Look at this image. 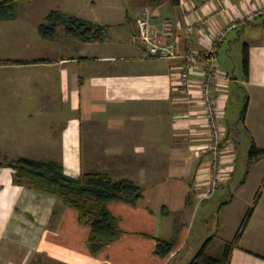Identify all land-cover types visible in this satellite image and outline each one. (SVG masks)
<instances>
[{"label": "crops", "instance_id": "crops-1", "mask_svg": "<svg viewBox=\"0 0 264 264\" xmlns=\"http://www.w3.org/2000/svg\"><path fill=\"white\" fill-rule=\"evenodd\" d=\"M123 1L135 14L128 26L113 29L116 14L109 21L93 19L110 27L98 40L81 42L61 30L53 55L0 63L20 73L23 88L8 98L0 93V152L8 159L60 162L71 178L100 172L115 181L130 179L143 198L135 207L108 203L122 234L92 255L90 228L78 222L74 209L52 194L14 185L13 170L0 166V264H171L197 208L217 216L211 244L219 242L218 248L241 231L230 264H264V157L251 162L247 156L244 165L238 151L243 131L250 147L264 150V0ZM138 18L158 30L160 43L175 41L179 56L148 58L135 40ZM219 33L225 36L217 47L218 70L227 81L221 78L214 91L220 134L215 155L205 147L216 129L196 90L203 66L190 75L188 93L174 77L185 53L207 49ZM28 74L34 91L28 90ZM234 86L244 104L233 122L227 110ZM217 160L220 180L210 195ZM218 192L228 199L217 208L209 202L202 207ZM175 231L172 252L156 256V239L169 241Z\"/></svg>", "mask_w": 264, "mask_h": 264}, {"label": "trees", "instance_id": "trees-1", "mask_svg": "<svg viewBox=\"0 0 264 264\" xmlns=\"http://www.w3.org/2000/svg\"><path fill=\"white\" fill-rule=\"evenodd\" d=\"M18 0H0V22L15 18ZM61 27L65 35L81 42H92L103 37L104 28L84 19L70 17L63 13L52 12L46 18V24L39 27L40 37L52 41ZM10 61H6L8 63ZM242 69L247 78L249 60L247 48L244 49ZM264 157V150L252 145L248 159L253 162ZM0 166L13 170L12 182L33 191L54 195L65 206L75 210L78 222L89 226L87 246L92 255L98 254L105 246L117 240L122 231L118 219L108 210V203L123 202L133 207L143 198V190L130 179L113 180L106 173H81L71 178L64 173L62 163L41 161L28 157L8 159L0 152ZM248 213L242 223L247 225ZM241 231L231 242H223L216 254L209 253L213 237L205 240L194 257L187 264H230L232 251L238 246ZM178 240L175 231L171 240L156 239L154 254L160 258L167 257Z\"/></svg>", "mask_w": 264, "mask_h": 264}, {"label": "rangeland", "instance_id": "rangeland-1", "mask_svg": "<svg viewBox=\"0 0 264 264\" xmlns=\"http://www.w3.org/2000/svg\"><path fill=\"white\" fill-rule=\"evenodd\" d=\"M117 2L119 5L114 6L112 3H108L107 0H18L15 18L0 22V63L3 64L6 61H11L8 64H17L22 60L53 55V46L59 42L57 38L61 36L59 32L63 29L61 27L58 29L55 37L56 40H52L53 42L41 38L39 34V27L46 24V18L52 12L65 13L64 11H66L67 16L88 19V22H91L93 19L109 21L108 16L116 14L117 20L115 21H119V23L112 26L113 29L119 30L128 26L130 24L128 17H132L134 14L133 9L128 8L126 1L117 0ZM93 21L92 23H95ZM100 23L103 24L102 22ZM100 26L110 28L109 26ZM223 58L226 59L225 55L223 56L221 52L220 60L222 62ZM19 75L20 73L18 74L15 70L9 69V66L1 67L0 65V93L4 98L12 97L18 90H23L22 83H20L21 79H17V77H20ZM28 76V90L34 91L36 83L34 82L33 74H28ZM242 97H240V104L238 89L234 86L230 94L227 110L228 121L234 122L235 120L232 119L241 111L244 104V98ZM241 139L242 142L239 145L238 151L240 159L245 165L251 144L248 137H245L244 131ZM8 157L12 156L9 155ZM228 197L227 194L218 192L214 195L213 199L202 203V207L209 202L211 203V207L217 208ZM210 214L211 212L206 214V212H202V208H197L187 218L185 231L188 234V238L184 243V248L174 256L171 264H187L205 240L214 235L217 216L214 213L211 216ZM219 245V242L212 243L209 247V253L216 254L219 251Z\"/></svg>", "mask_w": 264, "mask_h": 264}, {"label": "built area", "instance_id": "built-area-1", "mask_svg": "<svg viewBox=\"0 0 264 264\" xmlns=\"http://www.w3.org/2000/svg\"><path fill=\"white\" fill-rule=\"evenodd\" d=\"M136 28L135 40L144 45L148 58L175 59L179 56L175 41L160 43L158 40V30L150 26L147 19L138 18L136 20ZM167 34L171 35V32L168 31ZM213 36L214 41H211L207 49L188 51L183 55L185 60L184 67L182 71L174 77V83L176 86L181 87L183 92H190L192 86L190 83V75L196 72L199 66H203L201 72L203 73L204 80L196 86L198 92L197 96L199 100L202 101L204 113L207 115L208 120H210V126L216 129L213 133L214 141H212L210 146H206L205 149L213 150L215 155H217L220 134L217 130L216 119L218 118L219 112L215 107L214 91L220 79L222 78L226 82L227 78L222 77V73L219 72L217 60L218 43L225 34L219 33ZM221 85L225 86L226 84L224 83ZM219 166L218 160L211 166L210 172L212 173V177L210 180V195L213 193L215 185L220 180Z\"/></svg>", "mask_w": 264, "mask_h": 264}]
</instances>
